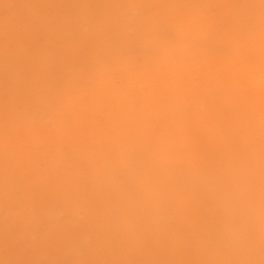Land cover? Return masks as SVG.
<instances>
[{
  "label": "rangeland",
  "instance_id": "1",
  "mask_svg": "<svg viewBox=\"0 0 264 264\" xmlns=\"http://www.w3.org/2000/svg\"><path fill=\"white\" fill-rule=\"evenodd\" d=\"M138 2L175 4L189 3L193 0H0V25L5 23L19 25L30 18L38 19L41 10L33 5L41 3L81 6L54 9L53 14L56 17H68L71 21L63 25L60 35L80 32L91 25L89 35L95 40L96 46H102L108 40H117L125 50L124 56L106 62L99 73H90L78 86H65L57 93L56 100L50 105L49 110L47 109L48 116L32 118L23 111L16 113L13 134L21 153V167L16 179L24 183L26 191L34 196L38 204L55 199L73 204L78 211L68 221L53 213L47 225L36 233L35 239L28 237L25 244L6 249V213L0 197V260L35 261L39 264H55L72 258L73 261L76 259L148 261L153 258L175 260L179 256V260H198L200 257L203 260L207 258L213 260L222 259L225 255L226 259H239L238 257L244 253L240 256V259H243L242 257L255 254L254 252H261L260 249L257 251L261 241L258 202L261 98L254 94L261 93V86H255L249 79L255 70L252 68L253 65L260 63L259 9L258 7L252 10L230 7L217 9L215 19L219 22L233 16L254 14L255 27L251 32L247 30L242 32L235 46L201 54L185 47L184 41L206 23L207 18L201 16L198 11H187L182 8H164L153 14L138 12L134 8L119 7ZM209 2L230 5L241 0ZM255 3L258 5V0H255ZM94 5L111 6L93 7ZM132 16L137 17L136 22L129 24L128 18ZM100 20L104 23L99 24ZM130 29L134 30L137 37L134 43H130L124 35ZM161 33L167 35L168 39L159 44L153 43L151 36ZM2 39L3 32L0 30V41ZM89 51H91L89 47L81 45L78 56L82 57ZM234 69H241L249 75L245 80L232 79L230 72ZM3 113L4 70L3 52L0 49V133L3 131ZM113 168L119 169L110 170ZM194 168L197 172L193 170ZM202 168L204 172H200ZM205 171H208L207 174ZM218 171L220 176L217 174ZM174 173H180L183 182L179 178L180 175L176 176L175 182L173 178L177 174ZM189 176L194 178L197 184L192 190L187 188L190 186H186ZM232 176L233 180L230 179ZM3 180V171L0 169V184ZM242 180L243 182L239 184ZM167 186L168 189H164ZM171 187L174 189L170 190L172 195L169 191ZM184 192L192 196L188 202L190 222H183L185 226L183 227L182 222L177 221L176 230L171 234L165 230L162 221L159 224L157 221L161 220L169 201L171 199L174 201ZM209 193L212 199L218 201L225 209L231 210L224 214V217L229 218L227 217V222L224 218L225 225L221 232L209 228L204 231L205 229L201 230L203 228L199 226L204 227L201 220L203 211L209 203ZM239 195L240 199L237 198ZM101 203L105 205L101 206ZM159 203L162 206L158 205ZM241 218L242 222L238 223ZM193 221L201 223L195 224L201 228L195 227L197 230L200 229V233L194 230ZM124 222L128 224L122 226ZM191 228L194 231L191 230L192 233L188 231ZM9 229L13 230L11 222ZM104 229H107L106 232ZM236 229L240 230L238 234ZM121 232L125 234L123 236L125 239ZM162 232L165 233L164 236ZM210 232H215L214 238L209 237L212 235ZM116 233L121 234L117 237ZM185 234L192 238L189 239ZM108 235H111V239ZM98 236L101 238L98 239ZM121 238L126 241H122ZM73 240L75 241L72 244ZM83 240L84 242H81ZM167 240L170 243L165 242ZM226 241L228 245L230 244L228 248L221 243ZM120 243L126 245L121 246ZM205 243L215 246L210 245L212 248L202 246ZM80 245L81 248H78ZM87 248L92 250L89 251ZM117 248H120L121 252ZM184 248L187 253L189 252L187 254L184 250L186 255L183 252ZM217 248L220 249L218 252ZM229 248L231 251L234 248L232 252L236 251L238 257L235 254H226L230 252ZM221 249L222 251L225 249L223 252L225 255L221 254ZM216 252L219 255H215ZM143 253L146 256L143 257ZM171 254L173 255L170 256ZM230 254L233 258H230ZM214 255L217 258H214Z\"/></svg>",
  "mask_w": 264,
  "mask_h": 264
},
{
  "label": "snow or ice",
  "instance_id": "2",
  "mask_svg": "<svg viewBox=\"0 0 264 264\" xmlns=\"http://www.w3.org/2000/svg\"><path fill=\"white\" fill-rule=\"evenodd\" d=\"M41 10L38 19H27L19 25L5 23L0 25L3 39L0 49L3 52L4 70V113L3 131L0 133V169L4 180L0 184V197L5 209V246L6 249L23 245L28 237L35 239L38 231L43 229L53 213L65 221L71 220L78 209L71 203L48 199L37 203L34 196L26 191L22 181L16 176L21 167V153L17 139L13 134L15 116L23 111L32 118H44L47 109L56 100L65 86H78L85 81L90 73H99L103 65L111 60H118L125 55V50L117 40H108L102 46H96L95 40L89 35L91 25L80 32H69L60 35L64 24L70 18H59L53 14L54 9L67 6L41 3L33 5ZM111 5H94L93 7H110ZM134 8L138 12H152L164 8H182L187 11H198L207 18L206 23L198 27L195 33L184 41L185 47L198 53L221 50L235 46L242 32H251L255 27V15L233 16L222 22L215 19L217 9L230 7L237 9H259L260 27V69H261V100H260V219H261V259L264 264V0H241V2L223 5L209 0H193L189 3L138 2L119 5ZM137 17L128 18L134 24ZM103 24L104 21H98ZM130 43L137 39L134 30L124 34ZM153 43L159 44L168 39L161 33L152 35ZM91 49L86 55L78 56L80 46ZM123 182V181H121ZM191 194L184 192L164 209L159 224L163 222L166 231L173 232L176 222H188ZM226 209L216 202L209 193V203L204 209L202 223L205 228L221 230L224 227ZM11 222L13 230L9 229ZM3 264H39L35 261L3 260ZM55 264H257L247 259H214V260H68Z\"/></svg>",
  "mask_w": 264,
  "mask_h": 264
},
{
  "label": "bare ground",
  "instance_id": "3",
  "mask_svg": "<svg viewBox=\"0 0 264 264\" xmlns=\"http://www.w3.org/2000/svg\"><path fill=\"white\" fill-rule=\"evenodd\" d=\"M132 12H134V11L132 10ZM258 61H259V60H258ZM252 68H254L255 70H254V73H253V71H252L251 76L249 77V79L252 81V84H254L255 86H261V69H260V63H257L256 65H253ZM241 72H242L241 69H239V70H238V69L231 70V72H230V77H231L232 79H237V78L240 79V78H241L242 80H245L246 77H247L249 74H248L247 72H245V71H243L242 73H241ZM235 84H236V83H235ZM224 87H225V86H224ZM254 94H255L256 97H260V98H261V93H254ZM48 110H49V109H48ZM255 116H256V115H255ZM257 116H258V115H257ZM213 166H214V165H213ZM244 166H245V165H244ZM246 166H247V165H246ZM122 167H123V166H121V168H122ZM211 167H212V166H211ZM214 167H215V166H214ZM107 168H108V167H107ZM110 168H111V167H110ZM248 168H249V167H248ZM114 169H119V168H113V169H110V170H114ZM210 169H211V168H210ZM108 170H109V169H108ZM186 170H187V168H186ZM186 170H184V171H186ZM190 170H191V169H190ZM193 170H195V168H194ZM213 170H214V169H213ZM238 170H239V169H238ZM238 170H237V172H238ZM248 170H249V169H248ZM248 170H246V171H248ZM120 171H121V170H120ZM202 171H203V168L201 169L200 172H202ZM208 171H209V170H208ZM208 171H205L206 174H207ZM210 171H211V170H210ZM110 172H111V171H110ZM110 172H109V173H110ZM114 172H115V171H113V173H114ZM187 172H189V170H187ZM191 172H193V171L191 170ZM195 172H197V171L195 170ZM203 172H204V171H203ZM235 172H236V171H235ZM235 172H234V173H235ZM237 172H236V173H237ZM243 172H244V169H243ZM105 173H107V172H105ZM111 173H112V172H111ZM211 173H212V172H211ZM213 173H214V171H213ZM220 173H221V172H220ZM248 173H249V172H248ZM116 174H117V173H116ZM174 174H177V173H174ZM206 174H205V177H206ZM217 174H219V171H218ZM243 174H244V173H243ZM179 175H180V173L177 174V175H175V178H173V180H174V179L176 180V179H177L176 176H179ZM197 175H198V174H197ZM199 175H200V174H199ZM208 175H209V173H208ZM221 175H222V174H221ZM234 175H235V174H234ZM258 175H260V174H258ZM180 176H181V175H180ZM216 176H217V175H215V178H217ZM219 176H220V174H219ZM219 176H218V177H219ZM241 176H242V175H241ZM241 176H240V177H241ZM245 176H246V174H245ZM112 177H113V176H112ZM115 177H117V176L115 175ZM190 177H191V176H189V177L187 178V183H188V185H186V186H190V187H187V188H189V189L192 190V187H196L197 184L195 183L194 178H190ZM213 177H214V176H212V178H213ZM225 177H226V176H225ZM233 177H234V176H232V178H230V179L233 180ZM237 177H238V176H237ZM117 178H118V177H117ZM179 178H181V179H182V182H183V178H182V176L179 177ZM202 178H204V177H202ZM210 178H211V177H210ZM113 179H115V178L113 177ZM184 179H185V178H184ZM208 179H209V178H208ZM237 179H238V178H237ZM246 179H247V178H246ZM257 179H258V178H257ZM127 180H128V179H127ZM134 180H135V179H134ZM178 180H179V179H178ZM210 180H211V179H210ZM210 180H208V182H209ZM213 180H214V179H213ZM238 180H239V179H238ZM180 181H181V180H180ZM184 181H186V180H184ZM203 181L206 182L205 180H203ZM203 181H202V182H203ZM221 181H223L222 178H221ZM114 182H115V181H114ZM175 182H177V180H176ZM175 182H174V183H175ZM242 182H243V180H242L241 182H239V184L242 183ZM244 182H245V181H244ZM246 182H247V180H246ZM246 182H245V183H246ZM256 182H258V181L256 180ZM94 183H95V182H94ZM98 183H99V182H98ZM116 183H117V182H116ZM128 183H129V182H128ZM134 183H135V182H134ZM134 183H133V187H135V186H134ZM171 183H172V182H171ZM216 183H217V181H216ZM227 183H228V182H227ZM233 183L236 184V182H233ZM237 183H238V182H237ZM245 183H244V184H245ZM118 184H119V183H118ZM118 184H117L116 187H118ZM181 184L183 185V183H181ZM217 184H218V183H217ZM225 184H226V183H225ZM231 184H232V183H231ZM175 185H177V184H175ZM226 185H227V184H226ZM241 185H243V184H241ZM140 186H141V184H140ZM140 186H139V188H140ZM170 186H171V185H170ZM173 186H174V184H173ZM213 186H214V185H213ZM213 186H212V188H213ZM221 186H222V184H221ZM236 186H238V185H236ZM119 187H120V186H119ZM179 187H180V186H179ZM179 187H178V188H179ZM184 187H185V186H184ZM215 187H216V184H215ZM228 187H229V186H228ZM102 188H103V187H102ZM141 188H142V187H141ZM141 188H140V189H141ZM208 188H209V186H208ZM221 188L223 189V187H221ZM247 188H248V187H247ZM122 189H123V188H122ZM132 189H133V188H132ZM140 189H139V191H140ZM142 189H143V188H142ZM164 189H168V186L165 187ZM171 189H172V187L169 188V191H170ZM189 189H188V191H189ZM214 189H215V188H214ZM217 189H218V188H217ZM241 189H242V188H241ZM244 189H245V188H244ZM248 189H249V188H248ZM172 190H174V189H172ZM191 190H190V191H191ZM193 190H194V188H193ZM226 190H227V189H226ZM231 190H232V188H231ZM231 190H229V191H230L231 193H233ZM134 191H135V190H134ZM134 191H133V192H134ZM136 191H137V189H136ZM157 191H158V193H159V190H158V189H157ZM180 191H183V190H180ZM194 191H195V190H194ZM212 191H213V190H212ZM215 191H216V190H215ZM221 191H222V190H221ZM221 191H220V192H221ZM229 191H228V192H229ZM248 191H249V190H248ZM116 192H118V191H116ZM123 192H124V191H123ZM160 192H162V191H160ZM166 192H167V190L165 191V193H166ZM224 192H226V191H224ZM241 192H243V191L241 190ZM104 193H105V192H104ZM106 193H108V192H106ZM109 193H110V192H109ZM121 193H122V192H121ZM126 193H127V192H126ZM158 193H156V194L158 195ZM180 193H181V192H180ZM197 193H198V192H197ZM199 193H200V192H199ZM206 193H207V192H206ZM213 193H214V192H213ZM243 193H244V192H243ZM248 193H249V192H248ZM100 194H101V193H100ZM110 194H111V193H110ZM116 194H119V193H116ZM144 194H145V193H144ZM159 194H160V193H159ZM170 194H171V191H170ZM173 194H174V193H173ZM177 194H178V192H177ZM225 194H226V193H225ZM130 195H131V193H130ZM139 195H140V194H139ZM141 195H142V194H141ZM165 195H166V194H165ZM171 195H172V194H171ZM193 195H195V194H193ZM198 195H199V194H198ZM201 195H202V194H201ZM98 196H99V195H98ZM108 196H109V195H108ZM110 196H111V195H110ZM158 196H159V195H158ZM169 196H170V195H169ZM169 196H168V197H169ZM195 196H196V195H195ZM205 196H206V195H205ZM212 196H213V195H212ZM222 196H223V195H222ZM225 196H226V195H225ZM240 196H241V195L237 196V198L240 197ZM101 197H103V196H101ZM106 197H107V196H106ZM115 197H116V196H115ZM119 197H120V195H119ZM137 197H139V196H137ZM162 197H163V196H162ZM166 197H167V196H166ZM170 197H172V196H170ZM175 197H176V196H175ZM191 197H192V196H191ZM193 197H194V196H193ZM196 197H197V196H196ZM246 197H247V196H246ZM95 198H97V197H95ZM99 198H100V197H99ZM99 198H98V199H99ZM104 198H105V195H104ZM141 198H142V197H141ZM144 198H145V197H144ZM154 198H155V197H154ZM154 198H152V199H154ZM157 198H159V197H157ZM164 198H165V197H164ZM197 198H198V197H197ZM204 198H205V197H204ZM207 198H208V197H207ZM243 198H244V197H243ZM106 199L108 200V199H110V198H106ZM106 199H105V200H106ZM133 199H134V198H133ZM150 199H151V198H150ZM152 199H151V200H152ZM155 199H156V198H155ZM166 199H167V198H166ZM225 199H226V198H225ZM238 199H240V198H238ZM241 199H242V198H241ZM101 200H102V199H101ZM117 200H118V199H117ZM120 200H121V199H120ZM156 200H157V199H156ZM168 200H170V199H168ZM172 200H173V199H171L169 202H171ZM216 200H217V199H216ZM235 200H236V199H235ZM96 201H97V199H96ZM136 201H137V200H136ZM136 201H135V202H136ZM144 201H145V200H144ZM159 201H160V200H159ZM166 201H167V200H166ZM106 202H107V201H106ZM108 202H109V201H108ZM110 202H112V201H110ZM118 202H119V201H118ZM152 202H154V201H151V203H152ZM157 202H158V201H157ZM189 202H190V201H189ZM200 202H201V201H200ZM217 202H218V201H217ZM241 202H242V201H241ZM258 202H260V201H258ZM98 203H99V202H98ZM140 203H142V202H140ZM151 203H149V204H151ZM160 203H161V202H160ZM160 203H159L158 205H161V206H162V204H160ZM203 203H204V202H203ZM203 203H201V204H203ZM228 203H229V202H228ZM114 204H115V203H114ZM229 204H231V203H229ZM232 204H233V203H232ZM102 205H105V204H104V203H101V206H102ZM129 205H130V204H129ZM132 205H133V202H132ZM134 205H135V204H134ZM238 205H239V204H238ZM154 206H155V205H154ZM235 206H236V205H235ZM235 206H234V207H235ZM241 206H242V205H241ZM135 207L137 208L136 205H135ZM135 207H134V208H135ZM155 207H156V206H155ZM206 207H207V206H206ZM99 208H100V206H99ZM102 208H103V207H102ZM134 208H133V209H134ZM138 208H139V207H138ZM148 208H149V206H147V209H148ZM156 208H158V207H156ZM163 208H164V205H163ZM190 208H191V207H190ZM194 208L196 209V206H195ZM203 208H204V207H203ZM238 208H240V207H238ZM242 208H243V207H242ZM87 209H88V208H87ZM94 209H95V208H94ZM140 209H141V208H140ZM160 209H161V207H160ZM160 209H158V210H160ZM195 209H192V211L195 210ZM232 209H233V208H232ZM105 210H106V206L104 207V211H105ZM154 210H155V209H154ZM162 210H163V209H162ZM162 210H161V212H162ZM131 211H132V210H131ZM135 211H136V210H135ZM135 211H133V212H135ZM140 211H141V210H140ZM156 211H157V210H156ZM189 211H190V210H189ZM226 211H229V210L226 209ZM230 211H231V210H230ZM230 211H229V212H230ZM237 211H238V210H237ZM241 211H242V209H241ZM105 212H106V211H105ZM127 212H130V211H127ZM127 212H126V213H127ZM133 212H131V213H133ZM203 212H204V211H203ZM232 212H233V211H232ZM131 213H129V214H131ZM227 213H228V212H227ZM227 213H226V214H227ZM257 213H258V212H257ZM127 214H128V213H127ZM139 214H140V213H139ZM163 214H164V213H163ZM190 214H191V213H190ZM226 214H225V215H226ZM233 214H234V213H233ZM255 214H256V213H255ZM156 215H157V214H156ZM158 215H159V214H158ZM158 215H157V216H158ZM241 215H242V214H241ZM248 215H249V214H248ZM248 215H247V216H248ZM157 216H156V218H157ZM197 216H198V215H197ZM230 216H231V215H230ZM237 216H239V215H237ZM251 216H252V215H251ZM128 217H129V216H128ZM132 217H133V216H132ZM193 217H194V216H193ZM227 217H228V216H225V217H224L225 220L229 218V217H228V218H227ZM256 217H257V216H256ZM151 218H152V216H151ZM156 218H154V219H156ZM230 218H233V217H230ZM249 218H250V217H249ZM249 218H247V219H249ZM130 219H131V218H130ZM154 219H153V220H154ZM199 219H200V218H199ZM239 219H240V217H239ZM255 219H256V218H255ZM114 220H115V218H114ZM128 220H129V219H128ZM128 220H127V222H128ZM200 220H201V219H200ZM225 220H224V221H225ZM231 220H232V219H231ZM233 220H234V219H233ZM237 220H238V219H237ZM250 220H252V219H250ZM253 220H254V218H253ZM120 221H121V220H120ZM158 221H159V220H158ZM194 221H195V219H194ZM194 221H193V223H194ZM201 221H202V220H201ZM229 221H230V220H229ZM234 221H235V220H234ZM254 221H255V220H254ZM254 221H253V223H254ZM189 222H190V221H189ZM197 222H198V221H197ZM197 222H195L194 225H195ZM226 222H227V220H226ZM239 222H242V218H241V221H238V223H239ZM97 223H98V222H97ZM99 223H100V222H99ZM125 223H126V222H124V223L122 224V226L125 225ZM128 223H129V222H128ZM128 223H126V224H128ZM186 223H188V222H186ZM191 223H192V222H191ZM235 223H236V222H235ZM246 223H247V222H246ZM255 223H256V222H255ZM116 224L118 225V222H117ZM189 224H190V223H189ZM198 224H201V223L198 222L196 225H198ZM247 224H249V223H247ZM92 225H93V224H92ZM181 225H182L183 227H185L184 224H183V222H182ZM196 225L193 226L194 230H197V229H195ZM202 225H203V224H202ZM224 225H225V224H224ZM229 225H231V223H230ZM236 225H237V224H236ZM240 225H241V224H240ZM249 225H251V224H249ZM249 225H247V226L249 227ZM88 226H89V225H88ZM114 226H115V225H114ZM199 226H200L201 228H203V229H201ZM199 226H197V227H199L201 230H204V229H205L204 231H207V230H208L207 228H204V227H202L201 225H199ZM232 226H233V223H232ZM234 226H235V224H234ZM241 226H242V225H241ZM241 226H239V227H241ZM251 226H252V225H251ZM89 227H90V226H89ZM93 227H94V226H92V228H93ZM104 227H105V226H104ZM135 227H136V226H135ZM191 227H192V226H191ZM197 227H196V228H197ZM227 227H228V225H227ZM90 228H91V227H90ZM113 228H114V227H113ZM118 228H119V227H118ZM132 228H133V227H132ZM177 228H178V227H177ZM225 228H226V227H225ZM250 228H251V227H250ZM250 228H249V229H250ZM252 228H253V226H252ZM86 229H87V228H85V230H86ZM88 229H89V228H88ZM93 229H94V230L96 229V225H95V228H93ZM159 229H160V228H159ZM184 229H186V228H184ZM200 229L197 230L196 232L199 231V233H200ZM206 229H207V230H206ZM222 229H223V228H222ZM226 229H227V228H226ZM246 229H247V227H246ZM106 230H107V229H104V232H106ZM108 230H109V228H108ZM111 230H114V229H111ZM111 230H110V231H111ZM115 230H116V229H115ZM148 230H149V229H148ZM160 230H161V229H160ZM175 230H176V228H175ZM191 230H192V228H191L190 230H188V231H191ZM247 230H248V229H247ZM144 231H145V230H144ZM146 231H147V230H146ZM146 231H145V232H146ZM157 231H158V230H157ZM157 231H155V232H157ZM185 231H187V230H185ZM192 231H193V230H192ZM192 231H191V233H192ZM221 231H222V230H220V232H221ZM236 231H237V229H236ZM238 231H240V230L238 229ZM238 231H237V234H238ZM82 232H83V230H82ZM92 232H93V231H92ZM97 232H98V231H97ZM148 232H149V231H148ZM155 232H154V234H155ZM181 232H183V231H181ZM193 232H194V231H193ZM224 232H225V230L223 231V233H224ZM230 232H231V231H230ZM107 233H109V232H107ZM121 233H123V232H121ZM121 233H118V234H121ZM157 233H158V232H157ZM160 233H161V232H160ZM163 233H164V232H162V235L164 236L165 233H164V234H163ZM166 233H167V232H166ZM186 233H187V232H186ZM191 233H190V235H192ZM210 233H211V232H210ZM214 233H215V232H214ZM214 233H211L212 235L210 234L211 236H209V237H210V238H214V236H213ZM240 233H241V232H240ZM240 233H239V234H240ZM69 234L71 235V233H69ZM88 234H89V233H88ZM97 234H98V233H97ZM116 234H117V233H116ZM118 234H117V237H119ZM123 234H124V233H123ZM123 234H122V237L125 236V234H124V235H123ZM171 234H174V233H171ZM183 234H184V233H183ZM208 234H209V233H208ZM208 234H207V235H208ZM218 234H221V233H218ZM218 234H217V235H218ZM226 234H227V233H226ZM241 234H243V233H241ZM85 235H86V234H85ZM106 235H107V234H106ZM111 235H112V234H111ZM111 235H108V236L110 237ZM113 235H114V233H113ZM151 235H152V234H151ZM155 235H156V234H155ZM180 235H181V234H180ZM199 235H200V234H199ZM199 235H198V236H199ZM201 235H203V234H201ZM201 235H200V236H201ZM217 235H215V237H216ZM45 236H46V235H45ZM54 236H56V235H54ZM54 236H53V237H54ZM77 236H78V235H77ZM86 236H87V235H86ZM88 236H89V235H88ZM90 236H92V235L90 234ZM90 236H89V237H90ZM101 236H102V235H101ZM134 236H136V235H134ZM163 236H162V237H163ZM171 236H172V235H171ZM178 236H179V235H178ZM185 236H187V235L185 234ZM185 236H184V238H185ZM223 236H226V235H223ZM235 236H237V235H235ZM47 237H48V236H47ZM154 237H155V236H154ZM154 237H153V238H154ZM168 237H169V236H168ZM174 237H175V236H174ZM187 237H188L189 239L192 238V236H187ZM220 237H222V236H220ZM220 237H219V238H220ZM227 237H228V236H227ZM242 237H243V235H242ZM242 237H241V238H242ZM87 238H88V237H87ZM100 238H101V237L98 236V239H100ZM112 238H114V236H113ZM123 238L125 239V237H123ZM155 238H156V237H155ZM193 238H194V237H193ZM201 238H202V237H201ZM232 238H233V237H232ZM235 238H236V237H235ZM238 238H239V237H238ZM238 238H236V239H238ZM241 238H240L239 240H241ZM43 239H44V238H43ZM68 239H69V238H68ZM78 239H79V237H78ZM85 239H86V238H85ZM85 239H84V240H85ZM110 239H111V237H110ZM121 239H122V238H121ZM124 239H122V241H123ZM126 239H127V238H126ZM169 239H170V238H169ZM189 239L186 238V240H189ZM199 239H200V238H199ZM203 239H204V238H202V240H203ZM222 239H224V237H223ZM222 239H221V240H222ZM242 239H243V238H242ZM260 239H261V238H260ZM44 240H46V239H44ZM84 240L81 241V242H84ZM101 240H102V239H101ZM128 240H129V238H128ZM128 240H127V241H128ZM207 240H209V238H208ZM211 240H212V239H211ZM213 240H214V239H213ZM213 240H212V241H213ZM218 240H220V239H218ZM74 241H75V240L72 241V244H73ZM97 241H98V240H97ZM109 241H110V240H109ZM111 241L113 242V239H112ZM114 241H115V240H114ZM122 241H121V242H122ZM124 241H126V240H124ZM132 241H133V240L131 239V242H132ZM138 241H139V240H138ZM160 241H161V240H160ZM168 241H169V240H167V241H165V242H168ZM191 241H192V240H191ZM191 241H189V244H190ZM212 241H211V242H212ZM231 241H232V239H231ZM231 241H230V242H231ZM42 242H43V241H42ZM92 242H94L93 237H92ZM139 242H141V239H140ZM194 242H195V241H194ZM194 242H192V244H193ZM200 242H201V240H200ZM207 242H210V241H207ZM211 242H210V243H211ZM215 242H216V241H215ZM219 242H220V241H219ZM239 242H240V241H239ZM259 242H260V241H259ZM259 242H258V243H259ZM61 243H63V242H61ZM66 243H67V242H66ZM95 243H96V242H95ZM108 243H109V242H108ZM126 243H127V242H126ZM126 243H122V244L120 243V245H121V246H122L123 244L126 245ZM128 243H129V242H128ZM134 243H135V242H134ZM134 243H133V244H134ZM163 243H164V242H163ZM168 243H170V242H168ZM171 243H172V241H171ZM210 243H208V244H210ZM217 243H218V242H217ZM217 243H215V244H217ZM221 243H223L224 245L227 246V247L224 246L223 248H225V247L228 248L229 245H230V244H229V245L227 244V241H226V242H221ZM228 243H229V242H228ZM232 243H234V242H232ZM67 244H68V243H67ZM93 244H94V243H93ZM130 244H131V243H129L128 245L131 246ZM139 244H140V243H139ZM164 244H165V243H164ZM172 244H173V243H172ZM185 244H186V243H185ZM187 244H188V243H187ZM223 244H222V246H223ZM62 245H63V244H62ZM97 245H98V244H97ZM99 245H101V244H99ZM99 245H98V246H99ZM140 245H141V244H140ZM157 245H158V243H157ZM160 245H161V243H160ZM162 245H163V244H162ZM190 245H191V244H190ZM190 245H189L188 247H190ZM204 245H206V246H210V245L215 246V245H213V244L207 245L206 243L203 244L202 246H204ZM231 245H232V244H231ZM47 246H48V245H47ZM49 246H50V245H49ZM111 246H112V245H111ZM121 246H120V247H121ZM165 246H166V245H165ZM212 246H210L209 248H212ZM216 246H217V245H216ZM222 246H221V247H222ZM232 246H233V245H232ZM232 246H231V247H232ZM63 247H64V245H63ZM76 247H77V246H76ZM76 247H75V248H76ZM82 247H83V246H82ZM91 247H92V246H91ZM112 247H113V246H112ZM142 247H143V246H142ZM144 247H145V245H144ZM167 247H168V246H167ZM170 247H171V245H170ZM180 247H181V246H180ZM185 247H186V246H185ZM196 247H197V245H196ZM233 247H237V246L235 245V246H233ZM254 247H255V246H254ZM254 247L252 246V248H254ZM78 248H81V245H80V247H78ZM101 248H102V247H101ZM104 248H106V247H104ZM175 248H176V247H175ZM175 248H173V249H175ZM198 248H199V247H198ZM207 248H208V247H207ZM207 248H206V249H207ZM226 248H225V249H226ZM238 248H239V247H238ZM252 248H251V249H252ZM87 249H88V248H87ZM97 249H98V247H97ZM113 249H114V248H113ZM117 249L119 250L120 248H117ZM121 249H122V247H121ZM141 249H142V248H141ZM163 249H164V248H163ZM189 249H190V248H189ZM191 249H192V247H191ZM202 249H203V247H202ZM218 249H219V248L216 249L217 252L220 250V249H219V250H218ZM225 249H224V250H225ZM233 249H234V248H233ZM233 249H232V251H233ZM259 249H260V245H259V248L257 249V251H258ZM53 250H54V249H53ZM82 250H84V248H83ZM88 250H89V249H88ZM88 250H87V251H88ZM90 250H92V249H90ZM90 250H89V251H90ZM109 250H110V249H109ZM149 250H151V248H150ZM169 250H170V249H169ZM169 250H168V251H169ZM180 250H181V249H180ZM180 250H179V251H180ZM184 250H185V248L183 249V252H184ZM193 250H195V249H193ZM203 250H204V249H203ZM212 250H213V249H212ZM224 250L222 251V249H221V251H220L221 254H224V253H223ZM229 250H230V248H229ZM229 250H228V251H229ZM239 250H240V249H239ZM252 250H254V249H252ZM260 250H261V249H260ZM78 251L80 252L81 250H78ZM87 251H85V252H87ZM119 251H120V250H119ZM139 251H140V249H139ZM143 251H144V250H143ZM160 251H161V250H160ZM164 251H165V249H164ZM190 251H191V250H190ZM195 251H196V250H195ZM225 251H227V249H226ZM232 251L230 250V252H226V254H229V253H231L232 255H233V254H235V255L238 254V253L236 254V251H235V253H233L234 251H233V252H232ZM244 251H245V250H244ZM83 252H84V251H83ZM102 252L104 253V251H102ZM114 252H115V251H114ZM120 252H121V251H120ZM162 252H163V251H162ZM165 252H166V251H165ZM165 252H163V253H165ZM169 252H170V251H169ZM173 252H174V251H173ZM185 252H186V250H185ZM185 252H184V255H186V253H187V252H186V253H185ZM201 252H203V251H201ZM207 252L209 253V251H207ZM217 252H216V253H217ZM240 252H241V251H240ZM250 252H251V251H250ZM115 253H116V252H115ZM117 253H118V252H117ZM132 253H133V252H132ZM139 253H141V252H139ZM180 253H181V255H182V250H181ZM188 253H189V252H188ZM188 253H187V254H188ZM193 253H195V252H193ZM193 253H192V254H193ZM242 253H243V252H242ZM254 253H255V254H252V255L250 254V255L245 256V258H246L247 260H254V261H256L257 264H258V262H259L260 259H261V252H259V253L254 252ZM143 254H144V253H143ZM143 254H142V255H143ZM166 254H167V253H166ZM168 254H169V253H168ZM196 254H197V251H196ZM211 254H212V253H211ZM213 254H214V252H213ZM221 254H220V255H221ZM231 254H230V255H231ZM245 254H246V253H245ZM248 254H249V253H248ZM107 255H108V254H107ZM110 255H112V254L110 253ZM172 255H173V254H171L170 256H172ZM215 255H219V253H217V254H215ZM215 255H214V258L216 257ZM224 255H225V254H224ZM232 255L230 256V258H233ZM241 255H244V253L241 254ZM241 255H240V256H241ZM63 256H64V255H63ZM82 256H84V255L82 254ZM104 256H106V255L104 254ZM124 256H127V255H124ZM124 256H123V257H124ZM132 256H134V254H133ZM144 256H146V254H144L143 257H144ZM158 256H160V254H159ZM163 256H165V255H162V257H163ZM174 256H175V254H174ZM192 256H193V255H192ZM201 256H203V254H202ZM208 256H209V255H208ZM221 256H222V255H221ZM225 256H226V255H225ZM225 256H224L222 259H224ZM240 256L238 257V255H237V257H238L239 259H240ZM76 257H77V256H76ZM115 257H116V256H115ZM120 257H121V256H120ZM123 257H122L121 259H123ZM127 257H128V256H127ZM138 257H139V256H138ZM140 257H141V256H140ZM150 257H151V256H150ZM153 257H154V256H153ZM153 257H152V258H153ZM162 257H161V258H162ZM168 257H169V256H168ZM168 257H167V258H168ZM178 257H179V256H178ZM178 257H177L176 259H178ZM180 257H181V256H180ZM186 257H187V256H186ZM188 257H189V255H188ZM193 257H194V256H193ZM199 257H200V256H199ZM212 257H213V256H212ZM81 258H82V257H81ZM84 258H85V257H84ZM100 258H101V257H100ZM105 258H106V257H105ZM161 258H160V259H161ZM165 258H166V257H165ZM171 258H172V257H171ZM182 258H183V257H182ZM182 258H181V259H182ZM200 258L203 260L202 257H200ZM200 258H199V259H200ZM216 258H217V257H216ZM227 258H229V257H227ZM242 258L245 259L244 257H242ZM101 259H104V258H101ZM118 259H119V258H118ZM173 259H174V258H173ZM173 259H172V260H173ZM176 259H175V260H176ZM184 259H185V258H184ZM196 259H197V258H196ZM199 259H198V260H199ZM207 259H208V258H207ZM207 259H206V260H207ZM218 259H219V258H218ZM225 259H226V258H225ZM72 260H73V258H72ZM76 260H78V259H76ZM80 260H81V259H80ZM98 260H99V259H98ZM104 260H105V259H104ZM111 260H112V259H111ZM153 260H154V258H153ZM158 260H159V259H158ZM162 260H164V259H162ZM167 260H168V259H167ZM169 260H170V259H169ZM178 260H179V259H178ZM188 260H189V259H188ZM191 260H193V259H191ZM204 260H205V259H204ZM213 260H214V259H213ZM114 261H115V259H114ZM118 261H119V260H118ZM120 261H121V260H120Z\"/></svg>",
  "mask_w": 264,
  "mask_h": 264
},
{
  "label": "clouds",
  "instance_id": "4",
  "mask_svg": "<svg viewBox=\"0 0 264 264\" xmlns=\"http://www.w3.org/2000/svg\"><path fill=\"white\" fill-rule=\"evenodd\" d=\"M0 264H3V260H0Z\"/></svg>",
  "mask_w": 264,
  "mask_h": 264
}]
</instances>
